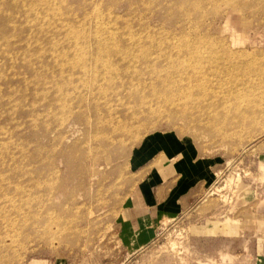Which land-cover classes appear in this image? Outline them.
<instances>
[{"label": "rangeland", "instance_id": "rangeland-1", "mask_svg": "<svg viewBox=\"0 0 264 264\" xmlns=\"http://www.w3.org/2000/svg\"><path fill=\"white\" fill-rule=\"evenodd\" d=\"M10 1L0 0V26H6V32L0 33V264H264V113H251L245 106L238 110L230 106L223 111L220 100L206 107L205 102L197 106L188 101L186 107L179 104L171 108L153 99L158 113H143L141 120L127 122V132L113 133L110 124L106 127L98 123L96 110L100 107L103 111V105L94 103L91 88L82 85L73 90L72 85V94H76L72 95L73 108L62 121L57 117L60 110L55 109L59 99L55 85L65 83L70 75L67 67L61 72L54 54L72 57L75 64L83 62V55H71L72 41L68 39L80 33L83 36L84 30L91 37L95 19L93 16L84 29L80 17L86 11L94 14L96 10L107 13L112 9L122 20L129 17L135 32H170L173 41L192 38L194 34L185 33L170 15L166 0L151 10L134 0H52L53 7L64 16L56 19L42 9L37 14V7H41L34 0L18 7ZM72 12L79 14L78 18L73 19ZM203 12L205 16L198 19L205 24L199 33L212 37L217 42L215 49L227 46L234 51L243 50L248 58H264V0H207ZM74 28L81 30L73 33ZM160 35L156 37L161 38ZM86 59L90 65L91 55ZM78 70L72 68L73 81L78 75L84 78V71ZM89 71L85 73L87 80L91 78ZM40 78L53 79L47 82V90L34 82ZM181 85V94L187 97L190 89H185L183 82ZM194 91L192 98L199 97L198 89ZM255 92L259 93L250 98L252 104L258 103L254 110L264 111V89L257 88ZM114 99L113 106L117 102ZM123 100L129 106L139 101L125 96ZM120 111L116 115L123 119L126 115ZM87 114L90 116L85 118ZM161 135L177 144L195 146L206 170L177 215L142 216L138 194L144 186L155 182L153 167L160 150L156 138ZM20 140H25V144ZM134 208L137 210L131 212Z\"/></svg>", "mask_w": 264, "mask_h": 264}, {"label": "bare ground", "instance_id": "bare-ground-1", "mask_svg": "<svg viewBox=\"0 0 264 264\" xmlns=\"http://www.w3.org/2000/svg\"><path fill=\"white\" fill-rule=\"evenodd\" d=\"M2 1V0H1ZM8 0H4L7 2ZM41 8L37 7V14L39 10H45L53 15L54 19L61 18L63 13L60 10H57L53 7L52 0H34ZM83 1V0H82ZM94 1V0H93ZM101 1V0H100ZM131 1V0H130ZM136 4L142 5L147 10H151L153 6H158L163 1L161 0H134ZM207 0H166L168 9L171 10V16L176 19V22L185 29V33L190 35L192 38L188 40H178L173 41L172 36H170V32L163 35L157 34L153 31V33L146 32L140 33L135 32L131 28L133 27V22L129 19L122 20L120 16L113 12L112 9L108 10L105 13L103 10H94L95 13L86 11L80 19L83 20V28L86 29V24L91 23L93 21V28L91 30V37H88L86 31L84 30L83 36L80 35L76 37H72L68 39L72 41V53L83 55V62L73 63L72 57H67L65 54L58 53L55 55V64L64 72L65 67L69 72L70 78L64 80L62 83L56 82V93L59 96L57 103H55V109L60 110V116L57 117L61 119V121L65 118V114L73 108L72 102V85L74 86L73 90H78L80 86L87 85L89 89L92 91V98L94 103L103 105V111L100 105H96V117L99 124L102 126H107L110 124L113 131H125L128 129L127 122L132 124L133 121L139 120L141 114L150 113L155 114L159 112V108L153 107V99L156 100L155 103H163L162 105H169L171 108H176L179 104H182L183 107H186L188 101L193 102L195 105L203 104L209 106L216 104L220 100L221 105L223 106L222 110L229 109L230 106L234 107L238 110L240 107H247L250 109L251 113H264V111L257 112L255 107H258V100L255 102L256 105L252 104L250 98L254 95H257L259 92H255L257 88L264 89V58L261 59L252 55L249 58L245 57L247 54L243 50L234 51L232 49H228V47L223 50H217L214 48V45H217V42L213 41L209 37L202 36L199 33L200 28L205 24L203 19H198L205 16L203 12L205 2ZM215 2L216 0H210ZM15 6H19L20 4L25 5L28 3V0H11ZM67 3V1H66ZM93 3V2H92ZM69 4V3H68ZM77 4V2H76ZM86 4V2H85ZM6 5V4H4ZM75 5V4H73ZM84 5V4H83ZM90 5V4H89ZM88 5V6H89ZM133 6V4H131ZM113 6V5H111ZM161 6V5H160ZM9 7V6H8ZM66 7V6H65ZM114 7V6H113ZM112 7V8H113ZM138 7V6H137ZM136 7V8H137ZM12 8V7H11ZM73 8V7H72ZM91 8V7H90ZM97 9V7H95ZM101 8V7H100ZM158 8V7H157ZM160 8V7H159ZM164 8V7H162ZM71 9V8H70ZM166 8V10L168 11ZM68 10V9H67ZM138 10V9H137ZM159 10V9H158ZM163 10V9H162ZM69 11V10H68ZM132 12V9L129 12ZM21 12V11H20ZM130 12V13H131ZM155 12V11H154ZM159 12V11H158ZM3 13V12H2ZM22 13V12H21ZM19 13V14H21ZM129 13V14H130ZM138 13V12H137ZM142 13V12H141ZM168 13V12H167ZM72 14V18H78L79 14ZM4 15V14H3ZM165 15V13H164ZM168 15V14H167ZM6 16V15H5ZM14 16V15H13ZM94 16V17H93ZM67 17V16H66ZM93 17V19H92ZM134 17V16H132ZM151 17V16H149ZM196 17V18H195ZM13 18V17H12ZM64 18V16L62 17ZM166 18V16H165ZM171 18V17H170ZM5 19V18H4ZM72 19V20H73ZM138 19V17H137ZM167 19V18H166ZM2 20V19H1ZM18 20V19H17ZM20 20V19H19ZM71 20V18H70ZM25 21V19H24ZM74 21V20H73ZM70 22V21H69ZM145 23V22H142ZM174 23V22H173ZM137 24V22H136ZM146 24V23H145ZM165 24V23H164ZM1 25V24H0ZM3 25V24H2ZM5 25V24H4ZM12 25V24H11ZM10 25V26H11ZM8 26V25H7ZM12 27V26H11ZM26 27V26H25ZM82 28L81 26H79ZM20 28V27H19ZM80 28H74L73 33L81 30ZM82 28V29H83ZM177 28V27H175ZM6 26H0V33L4 32ZM18 29V28H17ZM26 29V28H25ZM36 29V28H35ZM139 29V28H138ZM209 29V28H208ZM50 30V29H49ZM151 30V29H150ZM205 30V29H204ZM9 31V30H8ZM19 31V30H17ZM24 31V30H23ZM29 31V30H28ZM62 31V30H61ZM163 31V30H162ZM6 32V31H5ZM164 32V31H163ZM16 33V32H15ZM19 33V32H18ZM28 33V32H27ZM46 33V32H45ZM208 33V32H206ZM59 34V33H58ZM90 34V35H91ZM2 35V34H1ZM23 35V34H22ZM27 35V34H26ZM155 35V36H154ZM156 35H160L161 38H157ZM175 35V34H174ZM42 36V35H41ZM40 36V37H41ZM49 36V35H48ZM47 36V37H48ZM82 37V38H79ZM190 37V36H188ZM214 37V36H213ZM24 38V37H22ZM46 38V36H45ZM68 38V37H67ZM76 38V39H74ZM82 39V40H80ZM214 39V38H213ZM15 40V39H14ZM18 40V39H17ZM35 40V39H34ZM49 40V39H47ZM220 41V40H219ZM222 41V40H221ZM220 41V42H221ZM235 41V40H234ZM3 42V40H2ZM33 42V41H31ZM225 42V41H224ZM242 42V41H241ZM10 43V42H9ZM8 43V45H9ZM46 43V42H45ZM44 43V44H45ZM4 44V43H3ZM19 44V43H18ZM237 44H240V42ZM12 45V44H10ZM16 45V44H15ZM65 45V43H64ZM226 45V44H225ZM1 46V45H0ZM18 46V45H17ZM61 46V45H59ZM69 46V45H67ZM92 46V49L90 48ZM10 47V46H9ZM14 47V46H13ZM16 47V46H15ZM221 47V46H220ZM4 47L3 49H5ZM17 48V47H16ZM40 48V47H39ZM48 48V47H46ZM56 48V47H55ZM223 48V46H222ZM12 49V47L10 48ZM1 50V49H0ZM62 50V49H61ZM22 51V50H21ZM35 51V50H34ZM247 51V50H245ZM4 52V51H3ZM22 54V53H21ZM26 54V53H25ZM36 54V53H35ZM49 54V53H48ZM91 55L92 62L90 65L87 62L86 56ZM5 55V54H4ZM7 55V54H6ZM51 55V54H50ZM74 55V54H73ZM19 56V55H18ZM38 56V55H37ZM264 56V55H263ZM10 57V56H9ZM36 57V56H34ZM44 57V56H43ZM5 58V57H4ZM47 58V57H46ZM10 59V58H9ZM39 61V58L37 59ZM44 60V58H43ZM52 60V59H51ZM29 61V59H28ZM11 62V61H10ZM9 62V63H10ZM17 62V61H16ZM26 62V61H25ZM23 62V63H25ZM44 62V61H43ZM48 62V61H47ZM27 63V62H26ZM25 63V64H26ZM48 64V63H47ZM23 66V65H22ZM41 66V65H40ZM55 66V65H54ZM42 67V66H41ZM78 68L79 72L82 69L84 71L83 77L80 75L77 76L74 81L72 80V68ZM6 68V67H5ZM19 68V67H18ZM34 68V67H33ZM58 68V69H59ZM90 68V71L87 70ZM25 69V68H24ZM20 70V69H18ZM22 70V69H21ZM31 70V69H30ZM33 70V69H32ZM44 70V69H43ZM87 70V71H86ZM92 70V71H91ZM41 71V70H40ZM56 71V70H55ZM91 72V78L87 80L85 73ZM10 72V71H9ZM22 72V71H21ZM37 72V71H36ZM51 72V71H50ZM77 72V71H76ZM17 73V72H16ZM59 73V72H58ZM48 74V73H47ZM11 74H9L10 76ZM40 75V74H39ZM57 75V74H56ZM59 75V74H58ZM90 75V74H88ZM30 76V75H29ZM46 76V75H45ZM65 76V75H64ZM11 77V76H10ZM17 77V76H16ZM20 77V76H19ZM24 77V75H23ZM27 77V75H26ZM2 78V77H1ZM8 78V77H7ZM13 78V77H12ZM41 79V78H40ZM37 79L34 82H37L41 88L47 90V82H53V79L47 81L45 78ZM56 79V78H55ZM259 79V80H258ZM21 80V78H20ZM23 80V78H22ZM34 80V79H33ZM62 80V79H61ZM60 80V81H61ZM10 81V80H9ZM19 82V81H18ZM185 83V89H190L186 96H183L181 93L184 92L181 89V86H184L181 83ZM16 84V83H15ZM4 85V84H3ZM38 85V86H39ZM181 85V86H180ZM9 86V85H8ZM50 86V85H49ZM69 86L70 88H68ZM35 87V86H34ZM87 87V88H88ZM212 87V88H211ZM40 88V89H41ZM85 88V87H84ZM3 89V88H2ZM34 89V88H33ZM39 89V88H38ZM198 89L199 97L192 98V93L194 90ZM81 90V88H80ZM93 90H95L93 92ZM5 91V90H4ZM13 91V90H12ZM21 91V90H20ZM83 91V90H82ZM182 91V92H181ZM197 91V92H198ZM14 92V91H13ZM71 92V93H70ZM78 92V91H76ZM81 92V91H80ZM86 92V91H85ZM24 93V92H23ZM27 93V92H25ZM51 93V92H50ZM88 94L89 91H87ZM2 94V93H1ZM5 95V93H3ZM8 94V92H7ZM21 94V93H20ZM29 94V93H28ZM41 94V93H40ZM263 94V92L261 93ZM23 95V94H22ZM21 95V96H22ZM42 95V94H41ZM76 95V94H75ZM85 95V94H84ZM264 95V94H263ZM16 96V95H15ZM33 96V95H32ZM53 96V95H52ZM83 96V95H82ZM91 95H89L90 97ZM125 97L132 98L133 100L138 99V103L129 106L123 103V99ZM150 96V97H149ZM25 97V95H24ZM23 97V98H24ZM30 97V96H29ZM55 97V95H54ZM87 97V96H86ZM116 97L117 102L115 106L111 104V99ZM18 98V97H17ZM20 98V97H19ZM35 98H37L35 96ZM91 98V99H92ZM263 98V96H262ZM5 99V98H4ZM12 99V98H11ZM33 99V98H31ZM30 99V101H31ZM48 99V98H47ZM192 99V100H191ZM3 100V99H2ZM83 101H85L82 98ZM87 100V99H86ZM115 100V99H114ZM115 100V101H116ZM123 100V101H122ZM211 103H210V101ZM7 101V100H6ZM10 101V100H9ZM7 101V103L9 102ZM29 101V100H28ZM49 101V100H48ZM51 101V100H50ZM75 101V100H74ZM80 101V100H79ZM122 101V102H121ZM129 101V100H128ZM215 101V102H214ZM59 102V103H58ZM89 102V101H88ZM113 102V100H112ZM120 102V103H119ZM20 103V102H19ZM24 103V102H23ZM22 103V104H23ZM43 103V102H42ZM51 103V102H50ZM83 103V102H82ZM82 103H79L80 106ZM127 103V101H126ZM130 103V102H129ZM6 104V103H5ZM25 104V103H24ZM28 104V103H26ZM31 104V103H30ZM89 104V103H88ZM117 104V105H116ZM53 105V104H52ZM84 105V104H83ZM191 105V104H190ZM189 105V106H190ZM248 105V106H246ZM77 106V105H76ZM91 106V105H90ZM95 106V105H94ZM219 106V105H218ZM262 107V105H260ZM5 107V106H4ZM22 107V106H21ZM88 107V106H87ZM143 107V109H141ZM166 107V106H165ZM31 108V107H30ZM47 108V107H46ZM83 108V107H82ZM81 108V109H82ZM138 108V112H137ZM146 108V109H145ZM168 108V107H167ZM202 109V107L200 106ZM27 109V107H26ZM54 109V108H53ZM87 109V108H85ZM95 109V108H94ZM123 109L122 111H120ZM179 108L178 110H180ZM15 110V109H13ZM19 110V109H18ZM17 110V111H18ZM35 110V109H34ZM46 110V109H45ZM89 110V109H88ZM183 110V109H182ZM192 110V109H191ZM76 111V110H75ZM81 110H79L80 112ZM90 111V110H89ZM124 112V120L118 117V112ZM166 111V110H165ZM207 111V110H206ZM211 111V110H210ZM58 112V111H57ZM88 111H86L87 113ZM103 112V113H102ZM196 112V111H195ZM194 112V113H195ZM209 112V111H208ZM7 113V112H6ZM11 113V112H10ZM29 113V111H28ZM48 113V112H47ZM91 113V112H90ZM183 113V111H182ZM240 113V112H239ZM8 114V113H7ZM69 114V112H68ZM77 114V113H76ZM84 114V112H83ZM117 114V115H116ZM164 114V113H163ZM217 114V113H216ZM243 114V113H242ZM12 115V113H11ZM16 115V114H15ZM73 115V114H72ZM71 115V116H72ZM89 114L85 118L88 117ZM147 115V114H145ZM197 115V114H196ZM245 115V114H244ZM53 117V114L51 115ZM90 116V115H89ZM149 116V115H148ZM151 116V115H150ZM211 116V115H210ZM14 117V116H13ZM16 117V116H15ZM23 117V116H22ZM93 117V116H91ZM90 117V118H91ZM155 117V116H154ZM157 117V116H156ZM192 117V116H191ZM225 117V116H224ZM223 117V118H224ZM229 117V116H228ZM7 118V117H6ZM39 118V117H38ZM50 118V117H49ZM56 118V117H55ZM54 118V119H55ZM70 119V116L68 117ZM67 118V121H68ZM182 118V117H181ZM180 118V119H181ZM187 118V117H186ZM196 118V117H194ZM206 118V117H205ZM204 118V119H205ZM211 118V117H210ZM246 118V117H245ZM8 119V118H7ZM24 119V118H23ZM22 119V120H23ZM30 119V118H29ZM37 119V118H36ZM47 119V118H46ZM96 119V118H95ZM117 119V121H114ZM144 119V118H143ZM156 119V118H155ZM179 118H177L178 120ZM184 118H182L183 120ZM45 120V119H44ZM53 120V119H52ZM91 120V119H90ZM141 120V119H140ZM147 120V119H145ZM202 120V119H201ZM240 120V118H239ZM246 120V119H245ZM9 121V120H8ZM43 121V120H42ZM49 121V120H47ZM59 121V120H58ZM57 121V122H58ZM149 121V120H147ZM174 121V120H173ZM208 121V120H207ZM29 122V121H28ZM27 122V123H28ZM34 122V121H33ZM39 122V121H38ZM66 122V121H64ZM90 122V121H89ZM94 122V120H93ZM97 122V121H96ZM138 122V121H136ZM155 122V121H154ZM202 122V121H201ZM225 122V121H224ZM261 122V121H260ZM10 123V122H9ZM31 123V122H30ZM91 123V122H90ZM135 123V122H134ZM145 123V122H144ZM186 123V122H185ZM204 123V122H203ZM201 123V124H203ZM220 123V122H219ZM246 124V122H244ZM8 124V123H7ZM55 124V123H54ZM93 124V123H92ZM95 124V123H94ZM256 124V123H255ZM16 125V124H15ZM25 125V124H24ZM27 125V124H26ZM47 125V124H46ZM139 125V124H136ZM136 125H132L136 126ZM144 125V124H143ZM215 125V123H214ZM243 125V124H241ZM37 126V125H36ZM55 126V125H53ZM64 126V125H63ZM94 126V125H93ZM96 126V125H95ZM140 126V125H139ZM139 126L135 127L138 128ZM157 126V125H156ZM208 126V125H205ZM6 127V126H5ZM10 127V126H9ZM13 127V126H12ZM19 127V126H18ZM23 127V126H22ZM43 127V126H42ZM98 127V126H97ZM96 127V128H97ZM105 127V128H106ZM143 127V126H142ZM198 126H196L197 128ZM200 127V126H199ZM203 127V126H201ZM221 127V126H220ZM36 128V127H35ZM44 128V127H43ZM50 128V127H49ZM61 128V127H59ZM204 128V127H203ZM218 128V127H217ZM242 128H245L242 127ZM240 128V129H242ZM20 129V128H19ZM32 129V128H31ZM130 129V128H129ZM199 129V128H198ZM216 129V128H215ZM27 130V129H26ZM25 130V131H26ZM30 130V129H29ZM109 130V129H108ZM106 130V131H108ZM136 130V129H135ZM213 130V129H212ZM45 131V130H44ZM101 131V130H100ZM104 131V130H103ZM140 131V129H139ZM215 131V130H214ZM213 131V132H214ZM218 131V130H217ZM226 131V130H225ZM235 131V130H233ZM237 131V129H236ZM24 132V131H23ZM37 132V131H36ZM48 132V131H47ZM127 132V131H126ZM133 132V129H132ZM135 132V131H134ZM138 132V130H137ZM241 132H243L241 130ZM3 133H5L3 131ZM9 133V132H8ZM8 133L6 136H8ZM15 133V132H13ZM39 133V132H38ZM67 133V132H66ZM64 133V135L66 134ZM102 133V132H101ZM118 135L119 132H117ZM115 132V134H117ZM121 133V134H123ZM236 133V132H235ZM11 134V133H9ZM40 134V133H39ZM46 134V132H45ZM50 134V132H49ZM60 134H62L60 132ZM106 134V132H105ZM108 134V133H107ZM106 134V135H107ZM227 134V132L225 133ZM241 134V133H239ZM36 135V134H35ZM51 135V134H50ZM49 135V136H50ZM111 135V134H110ZM125 135V134H124ZM224 135V134H223ZM238 135V134H237ZM3 136V135H2ZM15 136V135H13ZM18 135H16L17 137ZM105 136V135H104ZM114 136V135H113ZM211 136V135H210ZM1 137V136H0ZM19 137V136H18ZM31 137V136H30ZM29 137V138H30ZM53 137V136H52ZM56 137V136H54ZM61 137V136H60ZM100 137V135H99ZM108 137V136H107ZM112 137V136H111ZM115 137V136H114ZM129 137V136H128ZM213 137V135H212ZM223 137V136H221ZM229 137V136H228ZM240 138V136H238ZM28 138V137H27ZM59 138V135H58ZM109 138V137H108ZM107 138V139H108ZM113 138V137H112ZM218 138V137H217ZM224 138V137H223ZM233 138V137H232ZM8 139V138H7ZM40 139V138H39ZM38 139V140H39ZM63 138H61L62 141ZM229 139V138H228ZM262 139V138H261ZM41 140V139H40ZM39 140V141H40ZM96 140V139H95ZM102 140V139H101ZM100 140V141H101ZM115 140V139H114ZM117 140V139H116ZM120 140V138H119ZM123 140V138L121 139ZM231 140V139H230ZM233 140V139H232ZM21 141V140H20ZM19 141V142H20ZM48 141V140H47ZM57 141V140H56ZM112 141V140H111ZM13 142V141H11ZM16 142V141H15ZM22 142V141H21ZM20 142V143H21ZM24 142H26L24 140ZM22 142V143H24ZM31 142V141H30ZM58 142V141H57ZM103 142V141H102ZM116 142V141H115ZM114 142V143H115ZM119 142V141H117ZM41 143V142H40ZM50 143V142H49ZM53 143V142H52ZM11 143H8L10 146ZM25 144V143H24ZM36 144V143H35ZM38 144V143H37ZM45 144V143H44ZM47 144V143H46ZM106 144V143H104ZM252 144V143H251ZM1 145V144H0ZM19 145V144H18ZM32 145V144H31ZM50 145V144H47ZM107 145V144H106ZM16 146V145H15ZM25 146V145H24ZM43 146V145H42ZM113 146V145H112ZM21 147V146H19ZM17 146V148H19ZM30 147V144L29 146ZM109 147V146H107ZM121 147V146H120ZM15 148V147H14ZM34 148V147H33ZM36 148V147H35ZM34 148V149H35ZM56 148V147H55ZM119 148V147H116ZM21 149V148H19ZM29 149V148H28ZM53 149V148H52ZM57 149V148H56ZM25 150V149H24ZM41 149H39L40 151ZM46 150V149H44ZM2 151V150H1ZM38 151V150H37ZM48 151V149H47ZM46 151V153H47ZM6 152V150H5ZM12 152V151H11ZM22 152V151H20ZM42 152V151H41ZM44 152V151H43ZM16 153V152H15ZM33 153V152H31ZM51 153V152H50ZM54 153V152H53ZM38 154V153H36ZM44 154V153H43ZM42 154V155H43ZM8 155V154H7ZM14 155V154H13ZM18 155V154H16ZM20 155V154H19ZM45 155V154H44ZM54 155V154H53ZM6 156V155H4ZM3 156V157H4ZM12 156V154H11ZM38 156V155H37ZM9 157V156H8ZM15 157V156H14ZM20 157V156H19ZM22 157V156H21ZM28 157V155H27ZM42 157V156H41ZM40 157V158H41ZM51 157V156H50ZM11 158V157H10ZM24 158V157H22ZM46 158V157H45ZM52 158V157H51ZM51 158L50 161H51ZM55 158V157H54ZM6 159V158H5ZM9 159V158H8ZM16 159V158H15ZM38 159V158H37ZM13 160V158H12ZM26 160V159H25ZM24 160V161H25ZM43 162V159H41ZM48 160V159H47ZM11 161V160H10ZM14 161V160H13ZM17 161V160H16ZM49 161V160H48ZM49 161V163H50ZM2 162V161H1ZM0 162V163H1ZM5 161L4 163H6ZM19 162V161H18ZM23 162V161H22ZM21 162V163H22ZM29 162V161H28ZM14 163V162H12ZM40 163V161H39ZM46 163V162H45ZM17 164V163H16ZM24 164V163H23ZM2 165V163H1ZM9 166V164H6ZM50 165V164H49ZM52 165V164H51ZM12 166V165H10ZM16 166V165H15ZM25 166V165H24ZM23 166V167H24ZM33 166V164H32ZM31 166V167H32ZM48 166V165H47ZM54 166V165H53ZM4 167V165L2 166ZM22 167V166H21ZM20 167V168H21ZM35 167V166H34ZM57 167V166H56ZM9 168V167H7ZM12 168V167H11ZM14 168V167H13ZM12 168V169H13ZM55 168V167H54ZM33 169V168H31ZM1 170V169H0ZM25 170V169H24ZM27 170V168H26ZM25 170V171H26ZM40 170V169H39ZM16 171V168H15ZM29 171V169H28ZM33 171V170H32ZM36 171V170H35ZM34 171V172H35ZM5 172V171H4ZM20 172V171H19ZM40 172V171H39ZM12 173V170H11ZM55 173V171H54ZM7 174V173H6ZM8 173L7 175H9ZM35 174V173H34ZM33 174V175H34ZM17 175V174H16ZM2 176V175H1ZM15 176V175H13ZM11 177V175H10ZM18 177V176H17ZM5 178V177H4ZM4 178H2L4 180ZM15 178V177H14ZM34 178V177H33ZM39 178V177H38ZM13 179V178H12ZM16 179V178H15ZM14 179V180H15ZM18 179V178H17ZM22 179V178H21ZM20 179V180H21ZM19 180V179H18ZM29 180V179H27ZM37 180V178H36ZM35 180V181H36ZM26 181V180H25ZM23 179V182H25ZM32 181V180H31ZM6 182V181H5ZM20 182V181H18ZM28 182V181H27ZM26 182V183H27ZM2 183V182H1ZM8 183V182H7ZM31 183V182H30ZM38 183V182H37ZM44 183V182H43ZM33 184V181H32ZM41 184V183H40ZM18 185V184H16ZM15 185V186H16ZM21 185V184H20ZM36 185V183H35ZM43 185V184H42ZM7 186V185H6ZM12 186V185H11ZM37 186V185H36ZM10 188V187H9ZM16 188V187H15ZM13 188V192L14 189ZM18 188V187H17ZM33 188V187H32ZM37 187H35L36 189ZM41 188V187H40ZM39 188V189H40ZM3 189V188H1ZM5 189V188H4ZM22 189V188H21ZM38 189V190H39ZM19 190V189H18ZM17 190V191H18ZM28 190V189H27ZM31 190V188H30ZM8 191V190H5ZM23 191V190H22ZM21 192V191H20ZM32 192V191H31ZM5 193V192H4ZM9 193V192H8ZM16 193V192H15ZM29 193V192H25ZM38 193V192H37ZM21 194V193H20ZM33 194V192H32ZM40 194V193H39ZM15 195V194H14ZM24 195V194H23ZM41 195V194H40ZM22 196V195H21ZM31 196V195H30ZM39 196V195H38ZM4 197V196H3ZM23 197V196H22ZM36 197V196H35ZM5 198V197H4ZM3 198V199H4ZM7 198V197H6ZM11 198V197H9ZM8 198V199H9ZM29 198V197H28ZM39 197H37L38 199ZM23 199H26L23 197ZM36 199V200H37ZM16 200V199H15ZM22 200V198H21ZM35 200V201H36ZM2 201V200H1ZM7 201V200H6ZM25 201V200H24ZM24 201H22L24 204ZM12 203L14 201H11ZM10 202V203H11ZM31 201H29L30 203ZM4 203V202H3ZM7 203V202H6ZM5 203V204H6ZM37 203V202H36ZM4 204V205H5ZM3 205V206H4ZM17 205V204H16ZM6 207V206H5ZM4 207V208H5ZM3 208V207H2ZM4 210V209H3ZM3 212V211H2Z\"/></svg>", "mask_w": 264, "mask_h": 264}, {"label": "crops", "instance_id": "crops-1", "mask_svg": "<svg viewBox=\"0 0 264 264\" xmlns=\"http://www.w3.org/2000/svg\"><path fill=\"white\" fill-rule=\"evenodd\" d=\"M156 141L160 150L153 167L155 182L140 190L139 212L142 216L166 214L169 217L179 213L206 168L195 146L177 144L167 135H161ZM134 210L137 209L131 212Z\"/></svg>", "mask_w": 264, "mask_h": 264}]
</instances>
